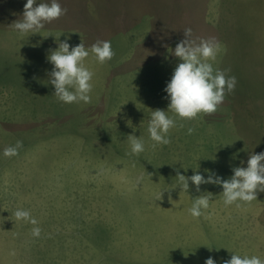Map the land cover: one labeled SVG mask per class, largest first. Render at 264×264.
<instances>
[{
  "label": "rangeland",
  "instance_id": "obj_1",
  "mask_svg": "<svg viewBox=\"0 0 264 264\" xmlns=\"http://www.w3.org/2000/svg\"><path fill=\"white\" fill-rule=\"evenodd\" d=\"M59 2L67 15L22 36L11 25L26 0H0V264H204L210 256L222 264L231 253L264 259V192L226 206L221 186L197 190L189 181L182 191L176 179L179 171L227 180L250 154L264 152V0ZM189 27L193 39L226 46L214 67L238 83L216 112L175 117L171 143L153 148L151 111L167 110L164 89L181 62L168 48ZM66 39L88 48L111 41L110 61L85 60L94 72L91 103L53 96L46 56ZM129 135H142L143 153L132 154ZM17 141L18 154L3 156ZM208 193L210 207L193 217V199ZM18 209L38 221V237L16 219Z\"/></svg>",
  "mask_w": 264,
  "mask_h": 264
},
{
  "label": "clouds",
  "instance_id": "obj_2",
  "mask_svg": "<svg viewBox=\"0 0 264 264\" xmlns=\"http://www.w3.org/2000/svg\"><path fill=\"white\" fill-rule=\"evenodd\" d=\"M67 11L59 0H50V2L26 0L22 19H18L11 26L22 36L28 33L36 34L44 29L47 23L67 15ZM183 32L185 38L176 45L175 49L168 48L171 55L181 61L174 69L171 80L167 82L164 89L167 93L166 99L169 101L168 108L151 111L147 131L150 140L153 141V148L157 145L171 143L169 132L177 127L175 117L181 120H193L201 113L216 112L224 103L226 95L235 91L238 83L235 76L227 75L228 70L214 67L218 56L226 51V46L222 42L215 37L193 39L190 27ZM68 39L59 40L58 48L50 50L46 56L47 62L53 66L48 73V83L54 87L53 96L60 102L88 104L92 99L90 94L93 90L94 72L86 67L85 60L91 54L96 61L104 64L115 56V52L111 41L108 40H97L88 48L83 40L80 44L70 45ZM169 113L174 115H169ZM193 131L194 129L189 128L188 134ZM128 141L132 154L139 155L145 151L142 135L139 138L129 135ZM22 146V141H17L15 145L4 149L3 156L17 155ZM232 171L233 175L227 180L214 173H209L207 178L199 172L186 177L179 171L176 179L180 182L182 191L189 190V181L197 186V190L202 184L221 186L226 206L235 204L239 207L241 203H251L257 200V194L264 192V152L250 154L246 167H235ZM165 192L168 191L163 193ZM211 199V193L193 199L189 209L190 214L197 218L204 215L205 210L210 207ZM14 215L17 220L30 222L34 226L32 228L34 236L40 235L41 229L37 226L38 221L31 216L30 211L18 209ZM204 264H217V261L210 256ZM222 264H264V259L256 255L231 253V257L223 260Z\"/></svg>",
  "mask_w": 264,
  "mask_h": 264
}]
</instances>
